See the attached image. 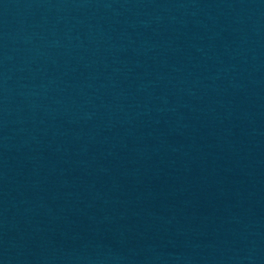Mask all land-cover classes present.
<instances>
[{"label":"water","instance_id":"obj_1","mask_svg":"<svg viewBox=\"0 0 264 264\" xmlns=\"http://www.w3.org/2000/svg\"><path fill=\"white\" fill-rule=\"evenodd\" d=\"M0 264H264V0H0Z\"/></svg>","mask_w":264,"mask_h":264}]
</instances>
